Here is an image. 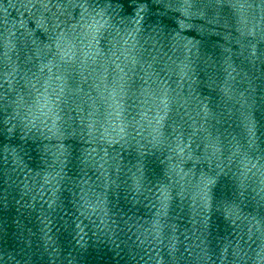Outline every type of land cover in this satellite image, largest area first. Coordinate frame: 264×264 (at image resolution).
Returning <instances> with one entry per match:
<instances>
[{
  "label": "water",
  "instance_id": "obj_1",
  "mask_svg": "<svg viewBox=\"0 0 264 264\" xmlns=\"http://www.w3.org/2000/svg\"><path fill=\"white\" fill-rule=\"evenodd\" d=\"M0 264H264V0H0Z\"/></svg>",
  "mask_w": 264,
  "mask_h": 264
}]
</instances>
